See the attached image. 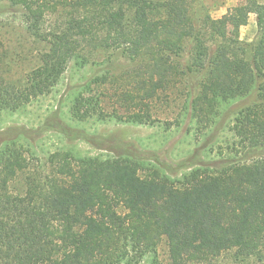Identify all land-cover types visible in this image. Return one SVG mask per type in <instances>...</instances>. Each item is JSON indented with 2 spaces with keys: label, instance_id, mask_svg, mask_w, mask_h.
Segmentation results:
<instances>
[{
  "label": "trees",
  "instance_id": "16d2710c",
  "mask_svg": "<svg viewBox=\"0 0 264 264\" xmlns=\"http://www.w3.org/2000/svg\"><path fill=\"white\" fill-rule=\"evenodd\" d=\"M5 1L47 49L37 68L11 81L0 38V114L50 95L71 62L86 66L101 51H122L135 66L120 75L94 76L74 93L66 115L57 110L37 129L4 133L0 264H141L148 257L161 264L163 242L169 264H214L225 254L264 262V4L243 0L262 25L258 41L244 48L231 35L236 17L207 16L198 26L195 0ZM195 74L204 77L191 102L198 136L215 125L223 103L253 98L235 114V156L225 159L227 165L196 163L195 150L179 166L191 171L174 181L170 167L136 155L62 150L45 163L36 157L28 133L40 138L54 130L99 149L107 144L85 130L76 133L72 123L164 122L168 130L179 128V116L173 124L155 110ZM19 180L23 192L14 193Z\"/></svg>",
  "mask_w": 264,
  "mask_h": 264
},
{
  "label": "rangeland",
  "instance_id": "374dc122",
  "mask_svg": "<svg viewBox=\"0 0 264 264\" xmlns=\"http://www.w3.org/2000/svg\"><path fill=\"white\" fill-rule=\"evenodd\" d=\"M259 2L264 4V0ZM14 9L9 2L0 1V38L8 55L6 75L11 81H21L40 65V54L47 47L29 35L21 13ZM207 16L212 20L236 17L235 24L230 27L231 35L244 48H251L260 37L262 25L243 0H195L193 8L195 23L198 26L201 25ZM55 19V17L50 19L52 21L49 24H53ZM188 55L187 58H189ZM134 66V63L130 62L122 51L112 50L101 51L83 67L71 62L67 72L50 95L39 98L17 113L0 114V146L6 138L4 133H10L12 131L10 129H37L43 126L45 120L57 110L66 115L74 93L94 76L107 73L120 75ZM203 78L200 74L192 75L186 79L183 87L173 90L170 97L163 96L155 110L157 117L163 121L168 119L173 124L175 118L179 116L181 121L179 128L174 127L168 130L164 122L156 126H139L116 121L96 122L95 120L82 124L72 123L73 127L77 128L76 133H85L83 132L85 130L94 135L93 137L104 138L107 144L99 149L84 140H67L54 130L44 132L40 138L28 133L33 138L31 145L35 155L42 163L47 161L50 154L62 150L72 151L80 156L104 158L121 154L136 155L150 159L152 163L159 162L170 167L169 175L174 181H179L183 175L191 171L192 168L180 169L179 166L189 160L195 150L200 151L196 163L210 165L213 160H216L222 162L216 163L215 168L223 167L227 165V162H224L225 159L235 156L231 154L230 149L236 138L230 129L237 109L250 104L253 98L239 103H223L215 125L204 135L198 136L191 117V102L194 95L198 93ZM73 136L75 137L76 134ZM236 157L242 159L243 155L238 154ZM250 158L248 159L251 161L255 156ZM12 189L14 193L23 192V181L15 182ZM157 258L161 264H169L166 242L160 245ZM141 264H151V257L143 260ZM214 264H264V262L254 258L237 261L232 254H225Z\"/></svg>",
  "mask_w": 264,
  "mask_h": 264
}]
</instances>
